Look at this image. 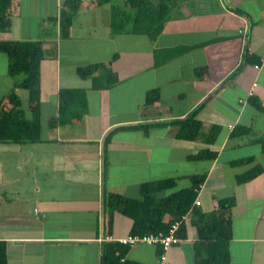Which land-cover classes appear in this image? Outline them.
Returning a JSON list of instances; mask_svg holds the SVG:
<instances>
[{"label": "crops", "instance_id": "0c3cea01", "mask_svg": "<svg viewBox=\"0 0 264 264\" xmlns=\"http://www.w3.org/2000/svg\"><path fill=\"white\" fill-rule=\"evenodd\" d=\"M63 2L12 0L10 28L0 31V39H36L46 47L41 140L0 141L7 264H101L104 244L133 226L119 211L109 226L106 194L140 197L143 184L169 177L180 189L193 174L205 175L196 198L202 213L221 198L235 200L232 264H264V0H185L154 37L113 29L110 5L93 0H83L61 37ZM8 67L0 51V101L14 86ZM63 88L85 90L87 111L49 129ZM151 89L159 91L153 105L146 104ZM16 90L33 117L28 90ZM197 107L202 131L220 128L213 142L181 138L172 124L133 127L182 119ZM201 150L216 155L188 158ZM259 167L253 179L237 181ZM196 218L189 215L180 242L169 249L171 264H193ZM126 247L125 264H157V245Z\"/></svg>", "mask_w": 264, "mask_h": 264}, {"label": "trees", "instance_id": "16d2710c", "mask_svg": "<svg viewBox=\"0 0 264 264\" xmlns=\"http://www.w3.org/2000/svg\"><path fill=\"white\" fill-rule=\"evenodd\" d=\"M98 5H110L111 26L117 30H128L135 33L148 34L154 37L164 27L172 12L176 11L185 0H93ZM83 0H64L59 24L61 37L69 35L73 16ZM12 0H0V31H7L11 25ZM0 51L9 57L8 72L14 78L13 88L1 99L0 104V141L33 143L41 140L42 124L39 119L41 104V61L45 57L46 47L41 40L0 39ZM17 88L28 90V101L33 117L23 107ZM159 91L151 89L146 93V104H154L158 100ZM59 107L56 114L49 116L47 125L55 129L72 123L87 111L86 91L81 88H63L59 91ZM7 101L9 106L3 103ZM260 108V104H257ZM198 107L185 118L167 122H153L144 126L172 124L177 126V136L195 139L203 135L206 142H213L219 126L210 125L208 131L201 130L202 122L196 117ZM113 131L105 137V145L111 139ZM106 148V146H105ZM216 155L210 150H201L190 154L189 159L212 158ZM261 168L248 170L237 177L238 182L253 179ZM203 174L191 175V184L174 189L177 178L169 177L152 180L142 185L140 197H125L115 193L106 194L105 204L108 208L109 226H112L114 213L119 211L133 220L132 233H152L166 231L173 221L183 215L195 214L193 219L198 230V238L194 244L193 264H232L230 241L232 238L233 198H221L218 206L210 213H202L195 203ZM174 189V190H173ZM168 191V192H167ZM165 215L170 219L165 220ZM186 221L178 231L180 236ZM127 247L118 242L104 244L101 264H120ZM0 264H7L6 242L0 240ZM122 264H125L122 263Z\"/></svg>", "mask_w": 264, "mask_h": 264}, {"label": "built area", "instance_id": "2783aa9c", "mask_svg": "<svg viewBox=\"0 0 264 264\" xmlns=\"http://www.w3.org/2000/svg\"><path fill=\"white\" fill-rule=\"evenodd\" d=\"M259 65H256L258 67ZM257 84L254 83L253 88L250 90V95H253L255 92V86ZM244 101V100H242ZM232 127V125H231ZM195 203L197 205L200 204V201L196 199ZM188 216L183 215L180 219H177L170 223L168 229L166 231H158L152 233H131L127 236L118 238L117 241L121 245L124 246H133L137 243H149L154 244L159 247V252L157 256V264H171L168 256L169 249L172 245L180 242L181 238L178 235V231L181 227L183 221L187 220ZM120 264L125 262V258L122 257L120 260Z\"/></svg>", "mask_w": 264, "mask_h": 264}, {"label": "rangeland", "instance_id": "374dc122", "mask_svg": "<svg viewBox=\"0 0 264 264\" xmlns=\"http://www.w3.org/2000/svg\"><path fill=\"white\" fill-rule=\"evenodd\" d=\"M25 91L27 92V90H25ZM22 98H23V104L22 105L24 106V108H27V101H26L27 99H26L25 95H23Z\"/></svg>", "mask_w": 264, "mask_h": 264}]
</instances>
